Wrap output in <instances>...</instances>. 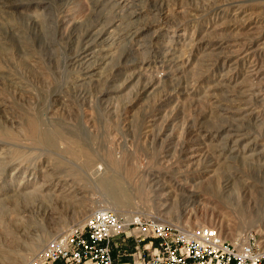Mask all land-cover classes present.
Here are the masks:
<instances>
[{"label": "rangeland", "instance_id": "rangeland-1", "mask_svg": "<svg viewBox=\"0 0 264 264\" xmlns=\"http://www.w3.org/2000/svg\"><path fill=\"white\" fill-rule=\"evenodd\" d=\"M263 104L264 0H0V264L108 196L264 249Z\"/></svg>", "mask_w": 264, "mask_h": 264}, {"label": "built area", "instance_id": "built-area-1", "mask_svg": "<svg viewBox=\"0 0 264 264\" xmlns=\"http://www.w3.org/2000/svg\"><path fill=\"white\" fill-rule=\"evenodd\" d=\"M131 240L118 244L112 238ZM122 239V238H121ZM264 264L254 237L222 238L211 225L176 226L140 214L98 208L48 239L28 264Z\"/></svg>", "mask_w": 264, "mask_h": 264}, {"label": "bare ground", "instance_id": "bare-ground-1", "mask_svg": "<svg viewBox=\"0 0 264 264\" xmlns=\"http://www.w3.org/2000/svg\"><path fill=\"white\" fill-rule=\"evenodd\" d=\"M106 33V32H105ZM185 38V37H184ZM191 50V49H190ZM168 52V51H167ZM190 53V52H189ZM171 59V58H170ZM173 62V61H172ZM255 64V63H254ZM174 65V64H173ZM257 65V64H256ZM163 71V70H162ZM164 72V71H163ZM166 73V72H165ZM171 73V72H170ZM260 73V72H259ZM172 74V73H171ZM257 75V74H256ZM161 76L162 75H160L157 79H159V78H161ZM161 81V80H160ZM152 84V83H151ZM148 88H150V86H145L143 89L144 90H146V89H148ZM245 105V104H244ZM264 105V104H263ZM103 171H104V167H102V166H98V168H97V172H96V174H103ZM206 175V174H205ZM211 178V177H210ZM161 192V191H160ZM162 194V193H161ZM167 194V193H166ZM166 194H162L161 196H164V195H166ZM160 195V194H159ZM105 200H106V202H108L107 204L108 205H111V206H116L117 208H119V210H115V209H111V208H108V207H100V208H104V209H110L111 211H113V212H115L117 215H119V213H117V211H120V210H122L123 208L125 209V207L127 208V205L125 204V202L124 201H122L120 198H118V197H114V196H108L107 198H105ZM166 206V205H165ZM115 210V211H114ZM149 212H150V210H149ZM172 210H169V209H167V208H159V209H157V212H156V214L158 215V217H155V219L154 220H156V221H160V222H168V223H173V224H177L176 226H180V224H183L184 226H186V224H187V220L186 221H183V219H182V216H174V215H172ZM135 214H140V215H142L140 212H129V215H127V217L128 216H130V215H135ZM178 215V214H177ZM172 218H174L175 220L174 221H172L173 219ZM244 218V217H243ZM175 222V223H174ZM184 222H186V223H184ZM197 225H199V223H196L195 224V226H197ZM259 226H261V224H259ZM187 227V226H186ZM217 228V227H216ZM224 229V230H223ZM223 229H221V232L218 230V228H217V230H218V232H219V234H220V236L224 239L226 236H230L231 238H239V239H241V240H244V235H240V233H237V232H235V231H232L231 229H230V227H229V225H225V227L223 228ZM222 234L224 235V237L222 236ZM41 240H43V239H41ZM31 249H33L32 248V246L29 248V250H28V252L26 253V254H28L29 253V251H31ZM25 256V255H24ZM23 257V256H22ZM26 257V256H25ZM30 261V260H29ZM29 263V262H28ZM27 263V264H28ZM127 264H134V262H133V260L131 259L130 260V262L129 263H127Z\"/></svg>", "mask_w": 264, "mask_h": 264}]
</instances>
